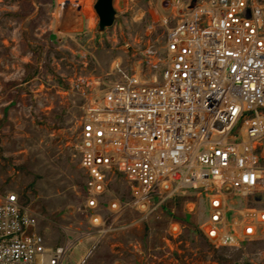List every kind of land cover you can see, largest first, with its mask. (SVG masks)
Listing matches in <instances>:
<instances>
[{
    "label": "built area",
    "instance_id": "obj_1",
    "mask_svg": "<svg viewBox=\"0 0 264 264\" xmlns=\"http://www.w3.org/2000/svg\"><path fill=\"white\" fill-rule=\"evenodd\" d=\"M164 8L163 40L116 59L100 95L82 91L83 208L105 227L103 210L133 208L145 219L176 195L203 193L201 233L215 247H237L264 231V208L250 205L264 190V0ZM119 177L130 200L105 202ZM40 218L21 194L0 188V264H61L67 247L47 246ZM174 225L172 234L183 227Z\"/></svg>",
    "mask_w": 264,
    "mask_h": 264
},
{
    "label": "rangeland",
    "instance_id": "obj_2",
    "mask_svg": "<svg viewBox=\"0 0 264 264\" xmlns=\"http://www.w3.org/2000/svg\"><path fill=\"white\" fill-rule=\"evenodd\" d=\"M62 1L0 0V188L39 211L47 246L67 247L61 264H264V231L237 247L204 237L203 193L176 195L145 219L127 208L103 210L105 227L90 223L76 151L82 91L100 95L116 59L163 40L167 0H113L114 22L104 29L96 0H69L60 11ZM112 198L130 200L123 178L111 182L104 201ZM250 205L264 208V190ZM175 223L183 227L172 234Z\"/></svg>",
    "mask_w": 264,
    "mask_h": 264
},
{
    "label": "water",
    "instance_id": "obj_3",
    "mask_svg": "<svg viewBox=\"0 0 264 264\" xmlns=\"http://www.w3.org/2000/svg\"><path fill=\"white\" fill-rule=\"evenodd\" d=\"M196 0H191V5L195 3ZM113 0H96L94 4V9L98 16V24L100 29L109 27L114 22L115 10L112 5Z\"/></svg>",
    "mask_w": 264,
    "mask_h": 264
},
{
    "label": "bare ground",
    "instance_id": "obj_4",
    "mask_svg": "<svg viewBox=\"0 0 264 264\" xmlns=\"http://www.w3.org/2000/svg\"><path fill=\"white\" fill-rule=\"evenodd\" d=\"M60 10V9H59Z\"/></svg>",
    "mask_w": 264,
    "mask_h": 264
}]
</instances>
